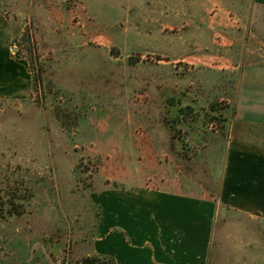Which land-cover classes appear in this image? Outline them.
<instances>
[{"label":"rangeland","instance_id":"obj_1","mask_svg":"<svg viewBox=\"0 0 264 264\" xmlns=\"http://www.w3.org/2000/svg\"><path fill=\"white\" fill-rule=\"evenodd\" d=\"M38 91L0 98V264L86 256L99 195L217 204L208 264H264V221L223 200L229 137L264 107L255 0H0ZM31 58V59H30Z\"/></svg>","mask_w":264,"mask_h":264},{"label":"crops","instance_id":"obj_2","mask_svg":"<svg viewBox=\"0 0 264 264\" xmlns=\"http://www.w3.org/2000/svg\"><path fill=\"white\" fill-rule=\"evenodd\" d=\"M24 30L0 9V98H24L32 89L30 64L12 54ZM244 112L229 137L222 197L264 221V107ZM97 205L86 256L114 255L117 264H208L211 258L218 209L212 200L132 187L105 191Z\"/></svg>","mask_w":264,"mask_h":264},{"label":"trees","instance_id":"obj_3","mask_svg":"<svg viewBox=\"0 0 264 264\" xmlns=\"http://www.w3.org/2000/svg\"><path fill=\"white\" fill-rule=\"evenodd\" d=\"M31 59V58H30ZM31 66L33 68V83H32V90L38 91L39 84L41 82L36 78L34 72H36L34 66L35 61L31 59ZM68 264H117V259L114 255H95V256H85L76 261H71Z\"/></svg>","mask_w":264,"mask_h":264}]
</instances>
